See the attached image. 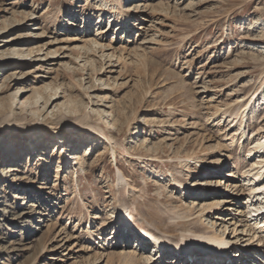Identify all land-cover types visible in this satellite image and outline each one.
<instances>
[{"label": "rangeland", "instance_id": "374dc122", "mask_svg": "<svg viewBox=\"0 0 264 264\" xmlns=\"http://www.w3.org/2000/svg\"><path fill=\"white\" fill-rule=\"evenodd\" d=\"M116 4L0 0V169L20 167L0 180V264H123L141 241L114 245L122 203L168 242L251 213L225 198L252 195L240 165L264 141V0ZM164 245L140 264H176Z\"/></svg>", "mask_w": 264, "mask_h": 264}, {"label": "bare ground", "instance_id": "6f19581e", "mask_svg": "<svg viewBox=\"0 0 264 264\" xmlns=\"http://www.w3.org/2000/svg\"><path fill=\"white\" fill-rule=\"evenodd\" d=\"M117 1H118V4H116V5L122 4V0H117ZM114 12L115 11L111 12V14H114ZM125 17L127 19L130 17V15L126 13ZM48 101L49 100L46 101V105H48ZM263 101H264V98H263ZM259 108L260 107H256L252 114L256 113ZM25 128L30 129L32 131V127H30V126L25 127ZM240 128H242V127H240ZM13 129H14V127H13ZM93 129H94L93 127H85V130L89 131L91 133L94 132ZM253 132H255V131H253ZM102 133L104 134L103 129L95 131L96 135H100ZM99 137L104 139L103 136H99ZM244 137H246L245 132L240 136V138L243 139ZM261 140H262L261 137L257 140L255 139L256 142H253L255 146L248 150V152H247L248 155L245 157L243 164L240 165V168H241L240 171L242 173L243 178L246 181H248V183H251L250 186L252 187L251 188L252 195L248 198V200H246V202H241L240 200H238V201L237 200H231L232 202H229L228 199H230V198H225L226 203H234L235 202L234 203L235 206H239L240 204H242V206H243L242 208H245L249 211L251 210V213H247L245 218L237 217V215H235L234 212L237 213L238 210L237 211L233 210L232 207H230L228 209V212H231V213H229V215H230V217H232V216L233 217L232 218L228 217L226 219V220H228L227 222L225 220H223V222H226L225 223L226 225H224L225 231L223 234H218V233H216V231L206 232V231H203L200 227H197L193 230V232H195L197 229H200V230H198L195 234H193V232H192L190 235L183 238L181 240V242H176L174 240L168 242L169 240L164 237L165 232L161 228V226H159L158 224H154L155 222L152 223V221L150 219L142 216L139 213H137V214L134 213V211H131V208L129 206L125 205L126 203H122L123 205H121V208L119 209V211H121L120 213H122L123 218L125 215L127 216L128 214H130V216H129L130 218L128 219V221L131 220L134 222V224H136L135 226L140 227V232L145 233V237H147L148 240L146 242L142 241L139 238V236H137V234L140 235L139 232H137V234L130 232L129 238H125L123 240V242H124V244L126 243V244H128V246H130L132 236L134 235L133 238L141 241V243L137 242L138 244H136L135 251H137V252L133 251L135 254L134 253L128 254L125 252L124 253H122V252L121 253H113V255H109V257H108L109 260H111L112 263H114L115 260H118L123 264H128L129 261L133 260L132 264H140V263H142V261H140V259H137L138 258V251H139V253L142 251L146 252L145 251L146 249L147 250L153 249L157 254V256L156 255L154 256L155 258L159 257V260L162 258H163V260H165L164 256H165L166 252L163 251V253H162V252H160V250H163L165 248L164 244L167 242V243H169V245L175 246V248L178 247L182 250H186L188 248H191L192 250H194L192 252L188 251L185 254L186 255L185 259H187L188 261L183 258V259H180L179 262L174 260L175 261L174 263L178 262V264H181L182 262H184V264H191V263L195 262V264H200V262L203 261V264H216L215 262L218 259H222V255H220V254L217 256L206 255V259L200 258L199 255H201V253L200 254L195 253V249H198L199 248L198 246L202 245L200 248L203 247V248L207 249V251L214 250L217 248H220L221 250H225V251H222L221 253H224V252L227 253L228 251L237 250V249H235V247H240L242 249H240L238 253L240 254L241 258H239L238 254H234V253H236V252H234L233 255L235 257V260H233V261L232 260L231 261L226 260L225 261L226 263H224V264H227V262H228V264H250V262H252V254L258 256V255H260V253H262L260 250L261 249L264 250V152L262 153L263 148H264V141L261 142ZM233 142H235V141H233ZM16 143H18V140L16 141ZM16 143H15V148L17 147ZM13 153H16L15 149H13V151L11 150L10 155H12ZM65 155L68 158H70V157L72 158L73 153L67 152V153H65ZM229 158H230V156L226 157L224 160L217 161V163H216L217 166L215 167V171H218V170L221 171L222 165H224V163H226V162H230ZM256 158L259 159L258 162L254 161ZM74 159H75V157H74ZM29 165H31L30 167H32L34 165V162L31 164L29 162ZM237 169H238V167L236 168V170ZM19 170H20V167L18 168L17 166H11V165L7 166V164H5L4 167H1V169H0V172H1L0 180L3 181V178L6 177L7 178L6 181H8L11 177L14 176V174L16 172H19ZM64 171H65V169L63 170V172ZM58 174H60L59 170H58ZM247 178H249V179L247 180ZM118 182L121 184H125V183L128 184L127 180H126V176L123 174V172H121V170H119V173H118ZM178 184H180L182 187H184V185H185L183 183H178ZM209 184L210 183L207 182L206 180L199 181V182H196V184H193V185L191 184V187L187 190H192V189L194 190L195 189L196 191H200V193H202V191L205 190V187L209 186ZM183 190H186V189L184 188ZM193 203H195V201H193ZM115 217H114V219H115ZM114 219L112 220V222L110 224H108V228L110 226H113ZM228 222H229L230 226L227 225ZM228 226L232 228V230L229 234L227 233ZM247 226H249L248 229H247ZM105 227H106V225L104 224L103 228L100 229L99 232H102V234H103ZM111 230L112 229H110V231ZM107 231H108V229H107ZM102 234L98 233V235H102ZM113 234H115V233L111 232L109 235L113 236ZM204 235H207V237H203ZM123 236L127 237L128 234H126L125 231H122L120 233V237H118V238L113 237L114 245L117 244L118 246H120L119 242L122 241ZM98 237H100V236H98ZM94 238L95 237L92 234L91 239H94ZM96 242L97 241H95V239H94V241L90 242V244H93ZM155 244H157L158 247ZM210 246L212 248H210ZM202 256H204V255H202ZM189 259H195V260L189 261ZM249 259H251V261ZM145 261L147 263L143 262L144 264H149V259H147V260L145 259ZM164 262H166V261H164ZM236 262H238V263H236ZM253 262H254V257H253ZM251 264H255V263H251Z\"/></svg>", "mask_w": 264, "mask_h": 264}]
</instances>
